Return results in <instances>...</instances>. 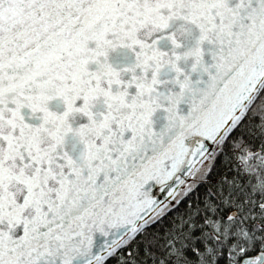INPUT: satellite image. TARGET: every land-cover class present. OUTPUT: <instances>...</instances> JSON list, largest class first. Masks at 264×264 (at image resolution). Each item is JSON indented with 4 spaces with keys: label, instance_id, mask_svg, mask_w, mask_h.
<instances>
[{
    "label": "snow or ice",
    "instance_id": "snow-or-ice-1",
    "mask_svg": "<svg viewBox=\"0 0 264 264\" xmlns=\"http://www.w3.org/2000/svg\"><path fill=\"white\" fill-rule=\"evenodd\" d=\"M0 264H264V0H0Z\"/></svg>",
    "mask_w": 264,
    "mask_h": 264
}]
</instances>
